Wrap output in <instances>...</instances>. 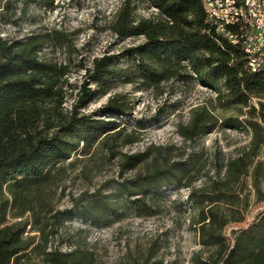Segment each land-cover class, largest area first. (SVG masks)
Instances as JSON below:
<instances>
[{
	"label": "trees",
	"instance_id": "obj_1",
	"mask_svg": "<svg viewBox=\"0 0 264 264\" xmlns=\"http://www.w3.org/2000/svg\"><path fill=\"white\" fill-rule=\"evenodd\" d=\"M26 1L17 11L15 0H0V22L17 24L28 3L35 0ZM136 2L146 3L154 12L138 18ZM205 14L208 7L204 0H122L110 28L120 37H143V42L124 53L131 56L135 69L136 78L130 81L157 89L170 78L197 79L214 91L221 105L237 111L234 116H222L219 126L245 129L248 143L228 157L215 176H208L198 186L192 184L203 168L199 155L172 159L174 146L149 145L144 152L125 156L121 166L132 169L150 159L152 169L130 184L121 183L119 189L133 196L132 206L148 209L149 193L156 197L164 187L189 188L190 223L197 243L208 250L206 255L194 251L191 264H264V209L239 226L245 222L249 191L255 200H264V70L250 71L240 47L215 33ZM62 35L55 29L22 37L0 35V264H25V257L41 247L33 234L24 235L25 228L32 224L36 225L34 231L43 232L56 220V214L49 216L50 220L46 216L41 193L60 163L94 144L105 145L113 153V139L123 137L125 144L136 141L134 130L123 133L124 128H117L116 122L77 112L93 95L84 84L77 93V104L63 111L66 67L39 56L46 43L59 42ZM110 61V56L94 58L89 81L114 75ZM127 108L112 98L100 110L124 115ZM217 120L210 108L200 105L193 108L186 123H178L177 131L184 139L193 140L213 131ZM246 185L250 189L244 193ZM75 209L83 221H102L116 207L95 196ZM26 212L32 214L31 224L15 220ZM57 213L69 215L71 210ZM230 225L236 226L231 238L225 233ZM38 253L44 264H93L92 252L78 246ZM138 264L162 262L147 255Z\"/></svg>",
	"mask_w": 264,
	"mask_h": 264
},
{
	"label": "rangeland",
	"instance_id": "obj_2",
	"mask_svg": "<svg viewBox=\"0 0 264 264\" xmlns=\"http://www.w3.org/2000/svg\"><path fill=\"white\" fill-rule=\"evenodd\" d=\"M47 1L28 3L27 12L17 24L0 22V35L22 37L32 31H60L63 35L59 42L46 43L39 56L66 67L62 78L63 111L73 107L80 86L84 84L93 90V95L76 108L77 112L116 122L117 128H124L123 133L134 130L136 141L125 144L123 137L113 139V153L105 145L94 144L85 152L72 153L59 164L52 182L41 193L46 216L49 219L56 214V220H51V225L38 232L34 231L36 225L31 224V212L15 219L31 224L26 225L24 235L33 234L34 241L41 246L25 257V264H44L38 253L43 249L68 251L76 246L92 252L93 264H138L147 255L162 264H191L194 251L201 250L206 255L208 250L197 243L196 231L190 223L193 210L189 188H161L158 196L151 197L150 193L147 196L148 209L135 208L130 204L133 196L121 193L120 185L130 184L153 165L150 159L132 169L121 164L125 156L144 152L149 145H171L175 147L172 159L186 158L193 153L199 155L203 168L192 184L198 186L208 176H215L216 169L248 143L245 129L219 126L220 118L236 115V109L221 105L214 91L195 78H170L161 82L157 89L142 88L137 81H130L136 78L135 69L131 56L124 53L143 42V37H120L112 32L110 24L122 0ZM25 3L26 0L13 2L17 11ZM153 10L144 2L135 3L138 18L150 16ZM102 56L111 57L110 66L115 74L98 82L89 81L92 60ZM112 98L117 104L127 106L128 112L120 115L100 110ZM256 102V99L251 100L254 105ZM200 105L211 109L218 118L217 126L210 133L186 140L178 133L177 125L186 123L193 108ZM249 189L246 185L244 193ZM95 196L112 202L116 209L102 221H83L75 214V208ZM248 205L245 222L239 226L246 225L264 209V200H255L250 190ZM64 210H71V213H57ZM234 229L235 225L227 227L226 236L231 238Z\"/></svg>",
	"mask_w": 264,
	"mask_h": 264
},
{
	"label": "built area",
	"instance_id": "obj_3",
	"mask_svg": "<svg viewBox=\"0 0 264 264\" xmlns=\"http://www.w3.org/2000/svg\"><path fill=\"white\" fill-rule=\"evenodd\" d=\"M212 2V12L205 14L209 26L215 33L225 37L232 44L238 45L245 58H250V71L264 64V0L246 2L248 21L258 19V30L249 34L237 33L238 21L234 16L237 0H207ZM241 35H248V43H241Z\"/></svg>",
	"mask_w": 264,
	"mask_h": 264
},
{
	"label": "bare ground",
	"instance_id": "obj_4",
	"mask_svg": "<svg viewBox=\"0 0 264 264\" xmlns=\"http://www.w3.org/2000/svg\"><path fill=\"white\" fill-rule=\"evenodd\" d=\"M208 7V14L212 12V2L204 0ZM259 0H237V5L234 8V16L238 21L237 33L249 34L250 30H258V19H250L248 21V10H246V2ZM208 23V20H206ZM241 43H248V35H241ZM248 66L250 65V58H246ZM264 70V64L254 67V71Z\"/></svg>",
	"mask_w": 264,
	"mask_h": 264
}]
</instances>
